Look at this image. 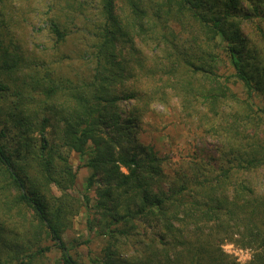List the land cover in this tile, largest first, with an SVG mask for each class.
I'll return each mask as SVG.
<instances>
[{
	"label": "trees",
	"instance_id": "trees-1",
	"mask_svg": "<svg viewBox=\"0 0 264 264\" xmlns=\"http://www.w3.org/2000/svg\"><path fill=\"white\" fill-rule=\"evenodd\" d=\"M15 1L0 0V264H80L63 235L81 208L104 242L92 264H239L224 244L264 264V0H43L35 49ZM157 106L192 138L175 155L144 140L166 130ZM72 153L92 171L79 198Z\"/></svg>",
	"mask_w": 264,
	"mask_h": 264
},
{
	"label": "rangeland",
	"instance_id": "rangeland-1",
	"mask_svg": "<svg viewBox=\"0 0 264 264\" xmlns=\"http://www.w3.org/2000/svg\"><path fill=\"white\" fill-rule=\"evenodd\" d=\"M34 6V0H16L15 7L20 11L32 13L31 17H28L27 21L23 20L22 29L18 31V34L23 37V40L27 38V43L31 49H35L39 44L43 43V37L38 35L43 26L35 20V16L38 13L44 12L46 9L45 1L43 0ZM27 10V11H26ZM76 44H68L66 47L62 48L61 52L67 57L62 61V68L64 70H72V74L76 72V69L83 70L84 64L77 59H75ZM62 56H60L61 58ZM85 67V66H84ZM236 89V88H235ZM237 90V89H236ZM238 91V90H237ZM130 106V102H125L122 104L123 109H127ZM157 114L165 117L164 133L160 136H155L154 139L149 141L148 138L144 137L146 142H150L152 146L157 150L162 156H172L178 153L182 148L188 147L191 143L192 138L187 132V130L180 124L178 120V109L176 106L163 108L160 106L156 107ZM174 153V154H173ZM69 160L73 166V169H77V181L72 190L68 193L73 197L79 198V195L84 192V187L86 185L88 177L92 174V171L83 166L86 160L80 163L79 158L75 154H70ZM264 173L260 172L254 176L255 186L258 191H264L262 178ZM52 192L54 195H59L57 189L52 186ZM92 201L95 198L94 192L90 193ZM87 212L84 208L80 209L78 216L73 220L71 228L63 235V239L67 244V247H72L70 253L79 261L80 264H92V259L95 256L100 255L101 249L104 246L102 239L94 237L93 233L89 232L87 226ZM90 240L88 245H82L85 240ZM224 252L228 254L232 259H234L239 264H247L251 259V252L249 250L240 249L232 244H224L222 246ZM59 257V253L55 250L52 251L47 256L46 262L37 264H54V261Z\"/></svg>",
	"mask_w": 264,
	"mask_h": 264
}]
</instances>
